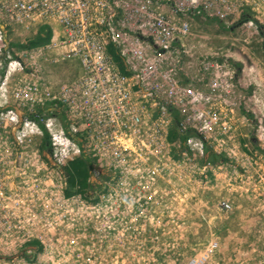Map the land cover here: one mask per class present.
<instances>
[{"label": "built area", "instance_id": "1", "mask_svg": "<svg viewBox=\"0 0 264 264\" xmlns=\"http://www.w3.org/2000/svg\"><path fill=\"white\" fill-rule=\"evenodd\" d=\"M196 19L253 27L263 38L264 0H0V264H108L95 254L122 237V224H132L124 238L135 246L111 254L133 260L115 264H138L144 252L126 234L170 239L148 227L167 224L172 206L157 195L149 163L174 165L171 155L199 158L210 147L220 156L232 141L220 107L233 64L203 60L187 77L200 86L184 82L182 41ZM43 25L46 45L7 37ZM67 62L77 76L55 83L48 69ZM174 115L179 132L191 133L184 142L169 138ZM79 158L90 163L88 197L65 194V168Z\"/></svg>", "mask_w": 264, "mask_h": 264}, {"label": "rangeland", "instance_id": "2", "mask_svg": "<svg viewBox=\"0 0 264 264\" xmlns=\"http://www.w3.org/2000/svg\"><path fill=\"white\" fill-rule=\"evenodd\" d=\"M131 26L135 30L138 24ZM191 26V36L182 41L181 48L186 84L191 83L187 77L199 75L203 60L213 62L217 58L231 67L233 64L234 80L220 107L232 126V141L224 146V152L219 144L214 145L223 153L214 163L207 161L209 152L199 158L181 156L179 152L171 155L174 165L163 162L152 166V159L149 166L157 182V195L167 194L172 206L167 224L148 227L154 232L163 227L170 232V239L126 237L137 248H145L138 264H183L197 254L205 257L203 264H264V37L253 27L228 30L227 25L209 19H196ZM7 37L25 46L37 35L9 32ZM77 70L76 64L67 62L48 69V73L60 84L76 77ZM195 82L191 84L200 86L198 80ZM223 122L219 120L217 125ZM174 124L173 120L171 129ZM219 137L226 141V137ZM226 203L230 208L223 209ZM131 226H115L122 237L103 240L101 244L108 242V248H103L104 254L96 252L95 259L108 264L119 263L117 259L133 260V256L116 258L111 254L115 246L130 245L124 234ZM95 243L98 248L100 242ZM210 246L213 252L207 253Z\"/></svg>", "mask_w": 264, "mask_h": 264}, {"label": "trees", "instance_id": "3", "mask_svg": "<svg viewBox=\"0 0 264 264\" xmlns=\"http://www.w3.org/2000/svg\"><path fill=\"white\" fill-rule=\"evenodd\" d=\"M247 20L246 16L242 18V22ZM240 21V22H241ZM48 27H41L38 31V35L33 40H30L29 46H37L41 44H45L50 40L51 31L48 30ZM50 31V32H49ZM264 45V43H263ZM109 53L113 57V59L120 64L121 69H123L121 58L119 57V53L116 52V49L110 47ZM177 118L174 117V127L170 131V140H174L177 137H180L184 142L188 136L191 135L190 132L181 133L179 129H177L176 124ZM43 150L45 148V143L42 145ZM209 152V156L207 158L208 162H217L219 160V156L213 153L211 149H207ZM90 168V163L85 158H79L71 163H69L65 168V176L67 181V189L65 191L66 195H72L74 193L81 194L84 197H88L89 192L93 190L94 184L88 181L89 174L88 170Z\"/></svg>", "mask_w": 264, "mask_h": 264}, {"label": "bare ground", "instance_id": "4", "mask_svg": "<svg viewBox=\"0 0 264 264\" xmlns=\"http://www.w3.org/2000/svg\"><path fill=\"white\" fill-rule=\"evenodd\" d=\"M43 27H47V25H43ZM49 30V29H48ZM50 32V31H49ZM38 35V34H37ZM49 43V41L47 42V43H45L44 45H46V44H48Z\"/></svg>", "mask_w": 264, "mask_h": 264}, {"label": "clouds", "instance_id": "5", "mask_svg": "<svg viewBox=\"0 0 264 264\" xmlns=\"http://www.w3.org/2000/svg\"><path fill=\"white\" fill-rule=\"evenodd\" d=\"M262 35H263V34H262ZM263 36H264V35H263ZM263 43H264V40H263ZM263 43H262V44H263Z\"/></svg>", "mask_w": 264, "mask_h": 264}, {"label": "crops", "instance_id": "6", "mask_svg": "<svg viewBox=\"0 0 264 264\" xmlns=\"http://www.w3.org/2000/svg\"><path fill=\"white\" fill-rule=\"evenodd\" d=\"M11 39V38H10ZM12 40V39H11Z\"/></svg>", "mask_w": 264, "mask_h": 264}]
</instances>
